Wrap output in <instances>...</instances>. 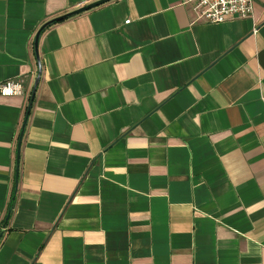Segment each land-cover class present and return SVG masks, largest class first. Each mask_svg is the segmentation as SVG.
<instances>
[{"label":"crops","instance_id":"obj_1","mask_svg":"<svg viewBox=\"0 0 264 264\" xmlns=\"http://www.w3.org/2000/svg\"><path fill=\"white\" fill-rule=\"evenodd\" d=\"M97 1L0 0V264H264V0Z\"/></svg>","mask_w":264,"mask_h":264},{"label":"built area","instance_id":"obj_2","mask_svg":"<svg viewBox=\"0 0 264 264\" xmlns=\"http://www.w3.org/2000/svg\"><path fill=\"white\" fill-rule=\"evenodd\" d=\"M181 5L191 10L195 22L210 25L248 19L253 13V0H181ZM0 96L22 97L29 93L21 79H9L0 83Z\"/></svg>","mask_w":264,"mask_h":264},{"label":"water","instance_id":"obj_3","mask_svg":"<svg viewBox=\"0 0 264 264\" xmlns=\"http://www.w3.org/2000/svg\"><path fill=\"white\" fill-rule=\"evenodd\" d=\"M108 1H111V0H100V1H97V2L92 3V4H90V5H87V6H85V7H82V8H80V9L76 10V11H73V12H71V13H68V14H66V15H63V16H61V17H59V18H56V19L50 21L49 23H46V24L41 28V30H42L43 28H45L46 26H48L49 24H51V23L58 22V21H60V20L66 19V18H68V17H71V16H73V15L80 14V13L85 12V11H87V10H90V9H92V8H94V7H97V6L101 5V4H104V3L108 2ZM41 30H40V31H41ZM38 36H39V33L37 34L36 40H37ZM36 84H37V82H35V85H34V87H33V89H32L31 95H30V103L32 102L33 97H34V94H35ZM19 147H20V142H19V145H18V150H19ZM0 238H1V235H0Z\"/></svg>","mask_w":264,"mask_h":264},{"label":"trees","instance_id":"obj_4","mask_svg":"<svg viewBox=\"0 0 264 264\" xmlns=\"http://www.w3.org/2000/svg\"><path fill=\"white\" fill-rule=\"evenodd\" d=\"M69 18V17H68ZM67 19V18H66ZM63 20H65V19H63ZM63 20H60V21H63ZM60 21H58V22H60ZM6 223L3 221L2 222V225L4 226Z\"/></svg>","mask_w":264,"mask_h":264}]
</instances>
